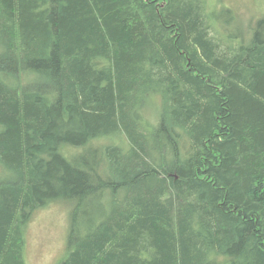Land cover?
<instances>
[{"label":"trees","instance_id":"1","mask_svg":"<svg viewBox=\"0 0 264 264\" xmlns=\"http://www.w3.org/2000/svg\"><path fill=\"white\" fill-rule=\"evenodd\" d=\"M213 1L0 0V264L55 200L60 264H264V14Z\"/></svg>","mask_w":264,"mask_h":264},{"label":"rangeland","instance_id":"2","mask_svg":"<svg viewBox=\"0 0 264 264\" xmlns=\"http://www.w3.org/2000/svg\"><path fill=\"white\" fill-rule=\"evenodd\" d=\"M220 10L223 7L232 9L235 16L232 27L246 29L264 14V0H214ZM152 110L148 115L152 116ZM104 144L109 138L101 139ZM73 203L70 200H55L36 210L26 227V264H60L68 254V233L70 212Z\"/></svg>","mask_w":264,"mask_h":264},{"label":"bare ground","instance_id":"3","mask_svg":"<svg viewBox=\"0 0 264 264\" xmlns=\"http://www.w3.org/2000/svg\"><path fill=\"white\" fill-rule=\"evenodd\" d=\"M35 212H36V211H35ZM35 212H34V213H35ZM34 213H33V214H34ZM32 217H33V215H32Z\"/></svg>","mask_w":264,"mask_h":264}]
</instances>
